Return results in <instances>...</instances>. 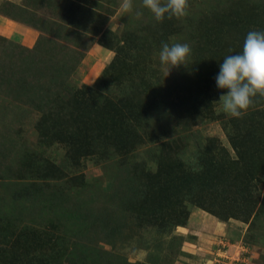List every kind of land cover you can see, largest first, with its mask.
I'll list each match as a JSON object with an SVG mask.
<instances>
[{"label":"rangeland","instance_id":"1","mask_svg":"<svg viewBox=\"0 0 264 264\" xmlns=\"http://www.w3.org/2000/svg\"><path fill=\"white\" fill-rule=\"evenodd\" d=\"M25 1L1 9L43 32L0 31V264H264V96L241 118L215 103L264 0L163 21L142 0ZM163 42L191 56L163 65Z\"/></svg>","mask_w":264,"mask_h":264},{"label":"clouds","instance_id":"2","mask_svg":"<svg viewBox=\"0 0 264 264\" xmlns=\"http://www.w3.org/2000/svg\"><path fill=\"white\" fill-rule=\"evenodd\" d=\"M157 21L180 18L186 15L188 0H142ZM120 11L131 13L134 0H121ZM138 16L142 12L136 13ZM188 43L163 42L159 60L163 65L180 67L191 56ZM216 87L221 91L218 102L223 111L233 118H241L253 106L257 95L264 96V30H250L240 54L228 55L219 63L215 77Z\"/></svg>","mask_w":264,"mask_h":264},{"label":"crops","instance_id":"3","mask_svg":"<svg viewBox=\"0 0 264 264\" xmlns=\"http://www.w3.org/2000/svg\"><path fill=\"white\" fill-rule=\"evenodd\" d=\"M6 1L7 0H0V10ZM11 1L12 0H9V2ZM6 30H11L12 34H16V36L21 35L22 44L28 47H32L36 43L39 36L38 32L34 29L15 22L14 20H9L5 15L0 14V31L5 32Z\"/></svg>","mask_w":264,"mask_h":264},{"label":"trees","instance_id":"4","mask_svg":"<svg viewBox=\"0 0 264 264\" xmlns=\"http://www.w3.org/2000/svg\"><path fill=\"white\" fill-rule=\"evenodd\" d=\"M33 1H34V3L36 2V3H39V1L40 0H26L25 1V3H27V10H29L28 9V7L29 8H31L30 7V4H33ZM11 4L12 5V8L14 9V10H18V11H22V10H24V8L23 7H19V6H16V9H15V5H13L14 3H11V2H9V1H6L3 5H2V7H1V9L2 8H4V6H6L7 4ZM29 4V5H28ZM10 6V5H9ZM32 9V8H31ZM1 12H2V15H3V11L2 10H0ZM26 15H27V13H25ZM10 16L11 18H12V20H14V21H17V22H19L20 24H22V25H26L27 27H30V28H32V29H35V30H37L38 32H40V31H42L43 32V30L41 29V27H40V22L39 21H36L35 20V18H32V20H27V18H24L23 20L21 19V17L20 16H17V15H11V14H8V13H6L5 12V16ZM40 30V31H39ZM43 41V42H42ZM46 41L44 40V39H42L41 40V45H46V44H48V43H45ZM26 50H27V48H25ZM64 62H66V61H64ZM42 76V75H41ZM39 80H40V78H39ZM40 82V81H39ZM87 88H89L88 86H87ZM137 170V169H136ZM135 170V171H136ZM120 173H126L127 171H126V169H123V170H120L119 171ZM123 174H121V175H123ZM127 176V175H126ZM260 216L261 217H263L262 216V214H260V212H258V213H256V214H254V217H255V221H257V220H260Z\"/></svg>","mask_w":264,"mask_h":264}]
</instances>
